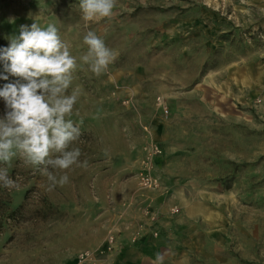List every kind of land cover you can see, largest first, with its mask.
Listing matches in <instances>:
<instances>
[{"label":"rangeland","instance_id":"374dc122","mask_svg":"<svg viewBox=\"0 0 264 264\" xmlns=\"http://www.w3.org/2000/svg\"><path fill=\"white\" fill-rule=\"evenodd\" d=\"M79 5L0 0V40L35 22L68 44L81 131L62 187L18 156L0 164L18 184H0V264H73L83 251L110 264L121 237L145 235L163 256L178 239L183 264H264V0H117L92 20ZM88 31L116 53L100 76L81 59ZM147 172L156 188L139 185Z\"/></svg>","mask_w":264,"mask_h":264},{"label":"clouds","instance_id":"9594fccd","mask_svg":"<svg viewBox=\"0 0 264 264\" xmlns=\"http://www.w3.org/2000/svg\"><path fill=\"white\" fill-rule=\"evenodd\" d=\"M117 0H80L85 20L109 18ZM88 46L81 59L100 76L116 58V53L94 31L83 38ZM3 71L0 87L5 113L0 117V164L20 157L47 177L49 190L69 183L65 170L80 166L79 148L71 145L81 135L80 126L68 117L79 98V89L69 88L77 70V60L54 24L41 27L33 22L21 25L19 35L0 49ZM87 161L84 162V166ZM59 172H65L58 175ZM0 184L18 187L7 168L0 167Z\"/></svg>","mask_w":264,"mask_h":264},{"label":"crops","instance_id":"0c3cea01","mask_svg":"<svg viewBox=\"0 0 264 264\" xmlns=\"http://www.w3.org/2000/svg\"><path fill=\"white\" fill-rule=\"evenodd\" d=\"M161 229L160 231L164 234L168 227L164 229V226H161ZM176 240L178 239L173 242L166 241L169 252L168 255L163 256L158 252L159 246H155L149 235L142 237L136 244L129 243L128 237H121L119 239L120 246L108 256V262L110 264H183L186 258H183L182 254L178 252L180 251V244ZM162 241L157 240L160 243ZM164 244L162 247L165 246Z\"/></svg>","mask_w":264,"mask_h":264},{"label":"built area","instance_id":"2783aa9c","mask_svg":"<svg viewBox=\"0 0 264 264\" xmlns=\"http://www.w3.org/2000/svg\"><path fill=\"white\" fill-rule=\"evenodd\" d=\"M160 153L159 148L156 145H152L149 153V162L152 161L153 157ZM139 185L142 188H156L158 186V181L153 178L149 172L140 174ZM156 236V235H155ZM106 246L104 252L110 253L116 248V241L113 236H109L106 239ZM100 254H95L90 251H83L77 254L73 264H101V259H99Z\"/></svg>","mask_w":264,"mask_h":264},{"label":"trees","instance_id":"16d2710c","mask_svg":"<svg viewBox=\"0 0 264 264\" xmlns=\"http://www.w3.org/2000/svg\"><path fill=\"white\" fill-rule=\"evenodd\" d=\"M7 46H9V43H8V42L3 41V40H0V49L5 48V47H7ZM17 210H18V209H17ZM17 210H16V211H17ZM16 211L13 212V213H16Z\"/></svg>","mask_w":264,"mask_h":264}]
</instances>
